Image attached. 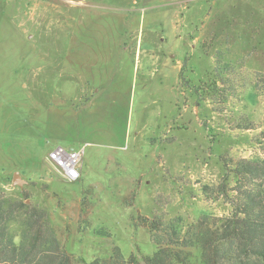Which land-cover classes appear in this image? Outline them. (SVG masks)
I'll list each match as a JSON object with an SVG mask.
<instances>
[{"label": "rangeland", "instance_id": "rangeland-1", "mask_svg": "<svg viewBox=\"0 0 264 264\" xmlns=\"http://www.w3.org/2000/svg\"><path fill=\"white\" fill-rule=\"evenodd\" d=\"M97 1L0 0V199L44 211L74 263L119 249L144 264L156 250L149 222L180 218L186 228L204 214L232 215L237 163L264 162V0L187 2L182 33L197 40L176 59L160 41L170 20L152 8L182 3L139 0L142 27L127 18L125 33L130 52L142 43L137 82L120 86L115 124L86 127L76 115L95 91L76 74V54L93 46L79 42L97 28ZM179 58V83L158 90L162 65ZM55 145L84 149L80 183L54 171ZM23 221L18 213L10 223L16 242Z\"/></svg>", "mask_w": 264, "mask_h": 264}, {"label": "trees", "instance_id": "trees-1", "mask_svg": "<svg viewBox=\"0 0 264 264\" xmlns=\"http://www.w3.org/2000/svg\"><path fill=\"white\" fill-rule=\"evenodd\" d=\"M234 173L239 182L229 199L232 215L204 214L186 228L180 218L166 222L156 217L148 223L156 250L143 257L144 264H264V162L241 160ZM18 213L24 221L21 240L16 242L10 223ZM0 264L77 263L59 242L44 211L0 199ZM78 264H141V260L118 249L107 258Z\"/></svg>", "mask_w": 264, "mask_h": 264}, {"label": "crops", "instance_id": "crops-1", "mask_svg": "<svg viewBox=\"0 0 264 264\" xmlns=\"http://www.w3.org/2000/svg\"><path fill=\"white\" fill-rule=\"evenodd\" d=\"M127 1L128 0H98L97 3L100 4V7L93 10L91 15V18L97 25L94 27L97 28L93 30L94 34L92 35L80 36L79 43L85 40L87 45H93L89 48V50H91L90 52L76 54V74L79 78L86 80V83L91 85L95 91V96L90 101L89 106H82L76 115L77 119L81 118L83 124H85L84 120L86 118V127L92 124L95 125L98 122L115 124L116 117L112 102L119 97L121 92L120 86L126 83L130 87L128 92H131V88L135 84V81L137 82L140 70L138 58H140L142 54V43L138 40V43H135L136 52H130L125 46V33L128 29L127 18L131 30L135 29L134 31L138 32L142 27L141 21H139V18L135 14L137 11L135 8L139 4V0H133L132 7ZM174 1L182 3L179 8L170 9L168 5H166L167 3L164 2L155 3V6L152 8L155 11L158 9L165 10L164 16L167 18L166 20H170V34L163 35L160 41L168 46L170 51L169 57L172 59L178 58L181 50L184 51L185 49L182 47L185 44L187 34L182 33L183 26L181 22L183 18H181L180 11L186 10L185 4L187 2H195L197 4L203 3L198 7V10H202L205 6V1L202 0ZM168 11H171L170 14H167ZM159 17L163 18V13L162 15H156L153 18L154 21L157 22L156 20L158 19L156 18ZM154 26V23L148 26L149 32H155ZM196 40L197 37L195 38L191 35L189 38L190 42L187 43L186 41V43L194 49L195 43L193 42H196ZM79 50L80 48H78V52ZM163 55H165V53ZM131 56H133V58ZM89 60H91V64H89ZM181 72L182 61L180 58L173 66H170V63L165 61L159 73L161 81L157 89L165 90L163 88V86H166L165 82H168L171 89H174L180 81L179 76ZM70 148L74 149L75 147L70 146ZM83 176L84 173L82 178Z\"/></svg>", "mask_w": 264, "mask_h": 264}, {"label": "built area", "instance_id": "built-area-1", "mask_svg": "<svg viewBox=\"0 0 264 264\" xmlns=\"http://www.w3.org/2000/svg\"><path fill=\"white\" fill-rule=\"evenodd\" d=\"M84 149L57 145L48 153V161L64 182L77 183L83 175Z\"/></svg>", "mask_w": 264, "mask_h": 264}, {"label": "water", "instance_id": "water-1", "mask_svg": "<svg viewBox=\"0 0 264 264\" xmlns=\"http://www.w3.org/2000/svg\"><path fill=\"white\" fill-rule=\"evenodd\" d=\"M24 183H25V181H23V180L21 179L20 175H19L18 173H16L15 176H14L13 184H14V185L22 186Z\"/></svg>", "mask_w": 264, "mask_h": 264}]
</instances>
